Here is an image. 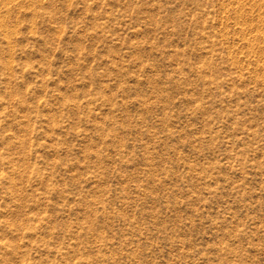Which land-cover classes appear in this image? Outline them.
<instances>
[{
  "label": "rangeland",
  "instance_id": "rangeland-1",
  "mask_svg": "<svg viewBox=\"0 0 264 264\" xmlns=\"http://www.w3.org/2000/svg\"><path fill=\"white\" fill-rule=\"evenodd\" d=\"M0 264H264V0H0Z\"/></svg>",
  "mask_w": 264,
  "mask_h": 264
}]
</instances>
